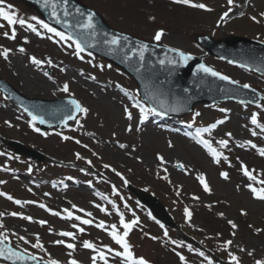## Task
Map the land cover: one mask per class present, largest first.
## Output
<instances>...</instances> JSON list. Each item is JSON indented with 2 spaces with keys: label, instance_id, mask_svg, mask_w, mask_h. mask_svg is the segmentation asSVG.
I'll return each mask as SVG.
<instances>
[{
  "label": "rangeland",
  "instance_id": "obj_1",
  "mask_svg": "<svg viewBox=\"0 0 264 264\" xmlns=\"http://www.w3.org/2000/svg\"><path fill=\"white\" fill-rule=\"evenodd\" d=\"M84 1L106 15L107 19L112 24L114 23V26H121L125 30L146 40H153L152 32H136L131 25L123 24L124 21L119 20V18H114L115 20H113L111 16V13L114 11L113 8L119 13H123L125 7L135 9L138 5L135 0H121L119 4L115 5L114 3H108V0ZM208 1L215 8L220 7L219 3L221 0ZM255 1L248 0V3L254 5ZM7 4L13 5L9 1H6L5 8ZM140 4H146V0H140ZM234 6H237V11L245 10V0H235ZM167 7L179 8L181 6L169 3ZM262 8H264V0H260V9ZM21 9V7L17 9L16 5H13L12 10L19 11ZM214 10L216 14H212L211 12L206 14L209 19L208 26L200 24L194 17H191L187 22H183L184 26L187 27L186 30L178 28L180 32L165 33L164 42L195 54L205 53L196 43L195 39L199 33L206 32L211 35L216 33L215 19L221 8ZM18 11L16 14L20 13L24 16L21 18L26 19L28 22L30 21V16ZM154 14L155 7H152L150 9L138 10L130 14L129 17L140 22L146 21L148 17ZM153 17L155 19H152V24L147 27L149 30L158 23L161 25H166L168 22L172 23L168 17L160 14H156ZM252 17L251 15L247 16L250 20H252ZM0 25H3L0 27V52L5 48L11 50L7 59L0 55L1 75L12 82L18 89L24 91L26 95L49 99L69 95V92L61 91L62 84L69 83L72 90H74L72 93H75L81 99L83 107L88 108L90 105L93 108L91 113H84L85 116L82 113L83 115L80 118L82 123L79 126L71 124L69 129L62 128L60 132L47 129L45 137L39 134H35V136L30 134L33 137H30V140L32 143L36 141L41 151L51 158L73 161L75 164L86 165L89 161L98 158L102 163H113L117 169L121 167L129 168L128 172L135 171L136 173L134 178L138 187H146L147 184L152 185L155 182L153 177L150 176V172H159V168L163 167L158 156L165 157L172 164L173 168L171 171L174 175L172 174L167 178L164 185L159 183L162 187H171L172 191L194 188L195 178L193 176L206 172L211 183V191L204 194L203 197L196 199V203H209V212L201 209L195 221L180 217L179 220H181L182 225H185V228L188 227L190 232L203 237L205 245L226 258H228L227 255L229 256V253L235 254L240 258V263L242 264H255L256 260L264 259V200L255 199L247 187L249 184H253L258 188L264 187V185L259 183L260 180H264V156L259 154V149L264 148V136L251 127L250 117L256 111L254 106L235 102H222L212 107L209 113V116L212 118L211 120L221 116L229 118L228 122L223 127H220L219 131L212 137V142L216 145L218 151L222 153L220 163H216L212 155L206 151L199 150V147L196 145L187 144L185 141L180 140L175 141V146L170 147L168 140L171 137L166 136L164 132L152 127L144 126L140 128L133 122V117L129 120L125 113V107L130 111L134 110L129 101L120 92L121 89H127L129 82L123 79L120 73L113 69L114 67H110L112 70H109V67L102 63L103 70L100 73H87L83 66L78 68L74 62L68 61L63 63L60 57L51 53L55 46L50 42H45L41 36L28 30L26 26L16 24L14 26L16 37L15 39H11L9 37L11 36V28L13 26H9L2 18H0ZM232 27L235 28H228L226 26V29L232 32L239 30L240 33L248 36L264 35V32L259 31L253 23L248 25L236 23ZM4 32H8L9 36L6 37ZM21 47L24 48L23 52L19 51ZM33 56L40 59L43 63L40 65L33 64L30 60V57ZM204 59L208 64L229 74L232 78L242 83L253 85L264 92V79L258 74L225 63L207 54ZM12 60L15 63L10 65L9 63ZM49 60H51V64L48 63ZM119 79H123L124 88L120 85ZM48 90L53 91V94L48 96L46 93ZM75 90H78L81 95L76 93ZM205 110L207 108H204V115ZM258 111L262 113L260 123L264 125V105ZM26 120L27 115L14 103L2 98L0 94V123L6 125L18 137L20 136L18 134L19 130L29 131ZM129 125H131V131L128 130ZM253 131L257 134L253 135ZM229 133H231V136L228 135ZM64 136L70 137V139L65 140ZM220 140H228L227 147L221 146L218 143ZM247 141H252L257 147L253 148ZM121 144L126 147L121 148ZM5 147L7 148L6 144L0 141V163H7L6 160L13 157L10 156ZM77 153L80 158H77ZM224 157H227V159H224ZM20 159L23 163L26 162L28 164L24 168L23 166L20 167L25 172V175L21 178V182L26 188L31 186V179L41 181L42 176H46L47 173L43 168V164L29 161L25 158ZM178 162L185 163L190 169V173H179L176 170ZM227 165L229 167H226ZM242 165L247 166L249 171L256 177L255 180L249 179L244 174ZM29 169L31 170L29 171ZM225 171L229 174L228 179L220 177V173ZM113 174L116 178L115 171ZM54 190L53 195L50 194V196L38 193L34 194V196L37 201H40L41 197L48 198L46 202L49 205L55 206L60 212L57 216H50L42 210L36 209L37 204L35 201L31 202L32 207L29 208V205H25L30 202L25 200L18 207L17 205L11 207L15 208L13 210L19 214L18 217H14L10 215V211L6 210L7 204L0 200V213H2L0 215V225H2L0 232L8 236V240L21 249L34 250L42 256H47L65 264L69 263L68 258L79 261V264H92L93 253L88 249L86 250L82 242L85 240L94 241L88 234L92 231V228H97L98 230L96 223L99 221L94 217L97 214L101 215V212L94 210L97 208L95 204L97 200L96 195L85 197L77 193L73 188L68 191L61 189V186H58L57 189L54 188ZM36 191L39 192L38 190ZM87 191L91 192L90 189ZM167 191L164 193L165 197L166 195L169 196ZM93 192L97 191L93 189L91 194ZM59 201H62L63 204ZM220 202L223 204L219 205ZM73 205H76V207L73 208ZM239 207L254 208L256 211L260 207L262 212L261 217L256 215L252 218L251 223L254 226L249 225L245 221L246 225L240 227V232L237 229H230L231 225L228 223L229 220L233 221L234 216H237L235 215L236 213L232 212V209L238 210ZM65 209H68L72 213L75 211L76 213H73L72 218H67ZM80 209H84V211L81 212ZM89 212L92 213L91 216L87 215ZM220 213H223V215L221 216ZM132 214L139 218L144 216L146 220H151L143 211H135ZM29 216L32 217L31 220L24 218ZM76 216L86 217L92 220L93 223L85 225L82 223V220H76ZM41 220L46 221V223L40 224L39 221ZM209 222L214 223L218 231L216 229H209ZM74 224L78 225V227H72ZM143 224H145L144 221ZM200 226L201 228L205 227L210 232L205 230V233H201L199 230ZM80 227L84 228V232L78 230ZM256 229H260L261 231L257 232ZM157 230H160V228ZM64 231L73 232L75 234L74 238L61 236L60 233ZM233 232H235V235H233ZM80 234H83V236H80ZM94 236L96 237V234ZM19 237H25L28 243L20 240ZM37 237L43 245L42 248L32 247V244L36 243ZM56 240H64L65 243L71 242L75 244V250L67 249L63 244H55L54 241ZM228 240H231L233 243L230 246H225V241ZM151 245H153L151 242L142 243L140 250L158 264H208V259L205 257L210 258L208 255H205V257L195 256L192 254V249L187 247L188 245H184L182 253L179 252L177 246L174 247L173 252L165 248L160 251V248H157L155 251H160L159 254L163 256L161 261H157L158 255L146 250V247L152 250ZM241 249H244V251H241ZM249 252L252 255H249ZM178 253L185 257L184 261H181ZM210 259L212 264H218L215 259Z\"/></svg>",
  "mask_w": 264,
  "mask_h": 264
},
{
  "label": "snow or ice",
  "instance_id": "obj_2",
  "mask_svg": "<svg viewBox=\"0 0 264 264\" xmlns=\"http://www.w3.org/2000/svg\"><path fill=\"white\" fill-rule=\"evenodd\" d=\"M5 2H6V0H0V18H2L4 21H6L9 26H13L11 28V36L9 38L15 39V37H16V29H15L14 26L16 24H19L21 26H26L28 30L36 33V35H38V36L42 35V33L39 31V29L42 28V29L46 30L48 33L54 34L55 37H58L59 40L57 41V43H59L60 41H64V42L72 41L73 44H74V47H75V53H74L75 55L79 56V54L85 50L84 47H83L82 41L80 39H78V38H75L71 33L65 32V31H60L57 28L53 27L51 24L47 23L45 20L40 19V18H38L36 16H32L31 17V21H34L35 23H30L26 19L19 18L18 15L16 14V12L12 10L13 9V5L7 4V7L5 8L4 7ZM49 3H51V6H52L51 15L56 19L57 23H60L61 22L60 14L57 12L56 0H44L45 7H48ZM63 3H64V5H67L68 0H63ZM173 3L182 4V5H190L191 7L198 8V9H205L207 11H211L212 10V9L208 8V6L206 4H204V3H195L194 0H173ZM228 3H229V5H233L234 0H228ZM229 10H231V9H229ZM76 11H77V13H80V9L77 8ZM63 15L64 16L70 15V13L67 11L66 7L64 9ZM80 15L83 16L84 14L80 13ZM95 15L96 14L94 12H88L87 16H86V21L84 23H81L78 20L76 22V27L81 28V29L93 30V34H95V28H96V25L94 23ZM241 15H243V13H241ZM227 16H228V12H225L223 14V17H227ZM260 16L264 17V12L260 13ZM223 17H222V19H223ZM150 19L154 20L155 18L154 17H150ZM251 19L253 21L257 20V18L255 16H253ZM63 22H64L66 27H72V25L69 23V21L64 20ZM2 26L3 25H0V27H2ZM164 34H165L164 33V29L161 28V29H159V30H157L155 32L153 38H154L155 41L159 42L162 39V37L164 36ZM4 35L7 37V36H9V33L8 32H4ZM49 38H52V37H49ZM122 39L124 41H127L128 37H126V36L121 37L119 35L113 34L111 36V39L106 40L105 43L119 48V47H122V44H121ZM71 46L72 45L70 44L69 47H71ZM148 48H149V45L146 44V43H143V44L140 45L139 49L133 50V54L135 55L136 52H138L139 59H140L141 62H143L144 53L148 50ZM10 51H11L10 49L5 48V49H3L2 52H0V55H2L5 59H7ZM19 51L23 52L24 48L21 47L19 49ZM170 51L177 53L179 58H180V60L183 61L184 63H187V61L192 59L191 54L185 53V52H183V51H181L179 49L173 48ZM89 55H91V53H89ZM80 58L83 59L82 56ZM31 61H32L33 64H36V65H40V64L43 63L41 60L37 59L34 56L31 57ZM48 63L51 64V60H49ZM159 63L161 65H163V64H165V60L161 59L159 61ZM169 63H176V61H169ZM100 67L103 68V65H101ZM108 67L110 68L111 65H108ZM141 67H143V63H141ZM197 67H198L199 70H201V71H203L205 73H209V74H211L214 77H219L221 80L230 81L233 84L238 83V81L231 80V78L229 76L223 75L220 72L215 71L213 68L205 66L204 64H199ZM137 70L139 71V69H137ZM243 87L244 88H249L250 85L245 84V85H243ZM62 91H64V92H68L69 91V85L67 83L64 84V86L62 88ZM130 99H133V98L130 97ZM70 104L74 106V109H75L76 112H83L85 114L88 112V109L85 108V107H82L78 100L72 99L70 101ZM134 107L139 109L141 123L148 119V115L149 114H155L157 116H166L168 114V112L163 110L162 108L158 109L156 107H150L146 103H142L140 101H136L135 104H134ZM170 110L171 111H178V109H176V108H171ZM25 111L28 112V114L31 117V120L29 122L31 124V126L34 127L35 131L40 132V128L35 127V123L34 122L39 120L40 123H44L45 120H44L43 116L36 115L33 112L29 111L28 109H25ZM222 111H224V110L222 109ZM125 113H126L128 119L131 120L132 119V112L127 107H125ZM195 115L199 116L200 113L197 112V113H195ZM67 119H74V117L69 115L67 117ZM223 122H224L223 120H220V121H217L216 123L210 125L208 128L197 129V135L199 136L200 132H202V131L203 132H208V131H210V129L215 128L217 126V124H222ZM251 122H252L253 125H256L258 123L257 114L254 113L252 115ZM260 128H261V130H264V125H260ZM128 130L129 131L132 130L131 129V125H129ZM252 134L256 135L257 133L255 131H253ZM228 135L231 136V133H229ZM63 138L65 140L70 139V137H67V136H64ZM197 142L203 144L208 149V151L211 153V155L215 159L216 163H220V158L222 156V153L217 151L215 148H213L211 146L210 141L201 138ZM77 143H79V141H77ZM218 143L221 146L227 147L229 141L228 140H220ZM247 143L249 145H251L253 148L257 147L255 144L252 143V141H247ZM169 146L170 147L172 146L170 141H169ZM241 146H243V145H241ZM85 147H87V146L85 145ZM120 147L124 148L126 146L121 144ZM259 154L261 156H264V148H260L259 149ZM77 158H80L78 153H77ZM158 159L161 161V163L165 162L163 156H158ZM224 159H227V157H224ZM88 163H91V161H89ZM177 166L179 168H181V169L184 168L183 164H178ZM104 167L107 168V167H109V165H104ZM30 170L31 169H29V171ZM242 170H243L244 174L249 177V179H251V180H255L256 179V177L253 175V173L251 171H249L247 166H243L242 165ZM113 171H115V169H113ZM117 175H120V174L117 173ZM220 175L224 179H228L229 178V174L226 171L225 172H221ZM198 179H199L200 183L203 185L204 190L210 192L211 189L209 188L208 183L206 182L205 176L201 174V175L198 176ZM0 183H4V182L0 181ZM125 183H127V181H125ZM259 183L261 185H264V180H260ZM247 187L252 192L254 198H257V199H260V200H264V187H259L258 188L256 186H254L253 184H249V185H247ZM114 191H115V188H114ZM0 195H6V194L5 193H0ZM8 199L11 200L12 197L8 196ZM15 203L16 204H21L22 201L16 200ZM40 206L41 207H45L44 205H40ZM72 207L75 208L76 205H73ZM96 207L97 208H101V206L98 205V204L96 205ZM101 210L107 212L106 208H101ZM64 211L67 213V218H72L73 213L71 211H69L68 209H65ZM80 211L83 212L84 209H80ZM242 214L246 215V213L243 212V210H242ZM0 215H2V213H0ZM11 215L12 216H16L18 214L13 212V213H11ZM56 215H59V213H56ZM87 215L91 216L92 213L89 212V213H87ZM185 215H186L187 218H189V219L191 218L192 213H191V211L188 208H185ZM220 215L222 216L223 213H220ZM24 218L28 219V220L32 219V217H30V216L29 217H24ZM75 219L76 220H81L82 218L80 216H76ZM39 223L43 225V224L46 223V221L41 220V221H39ZM82 223L85 224V225H88V224H92L93 221L90 220V219H83ZM137 223H138V219H133V220H131L129 222H126L125 219H124L123 213H120V224L123 227V232L121 233L117 229V226L115 224H113V225L110 226L111 230L109 231V235L112 237V239L115 241V243L117 245L121 246L122 251L116 250V249H112V248L108 247L107 245H105L104 248H107L108 252H112L116 256L124 257L125 261H126V264H149V261L146 260L144 257L136 258L134 256L133 251H132V245L128 242V239H127V237L129 236V232L132 230V228L134 226L137 225ZM228 223L231 225V227L233 229H236L238 227L236 225V223L233 222L232 220H229ZM0 227H2V225H0ZM72 227L77 228L78 225L74 224ZM96 227L108 230V228L105 225L104 221H100L96 225ZM161 227H163V225H161ZM78 230L80 232H84V228H82V227H80ZM256 231L259 232L261 230L260 229H256ZM60 235L63 236V237H73V238L75 236V234L73 232H70V231L61 232ZM164 235L165 236L168 235L167 231H165ZM233 235H235V232H233ZM19 239L25 241V243H28V241L26 240L25 237H19ZM152 239H157V238L156 237H152ZM7 240H8V236H6V235H4V233L0 232V245H4V247H0V257H5L6 254H7V258L8 259H12L13 257H15L16 260L23 259V256L20 253L15 251L12 247H9V246L5 245V241H7ZM54 243L55 244H65V241L64 240H56V241H54ZM172 243L175 244V243H177V241L173 240ZM232 243L233 242L231 240L225 241V246H230ZM66 246H67V248L72 249V250H75V247H76V245L73 244V243H67ZM32 247L33 248H42L43 247V245L40 243L38 237H37L36 243L32 244ZM83 247L87 248V249H92L94 252L97 253L96 255H94L92 257V264H96L97 258H99V260L104 261V264H107L106 253L103 250H100V251L97 252V246L95 244H93L90 241L85 240L83 242ZM189 247L191 248V246H189ZM241 251H244V249H241ZM248 254L252 255L251 252H249ZM178 255H180V254L178 253ZM199 255L201 257H205V253L203 251H199ZM229 256H230V259L233 262V264H240V258L238 256H236L235 254H232V253H229ZM29 258L30 259H35V257H29ZM205 258L208 259V264H212V261H211L210 258H207V257H205ZM180 259H181V261H184L185 257L183 255H180ZM48 264H60V261L55 260V259H51L48 262ZM69 264H79V261H77L75 259H72L69 262ZM255 264H264V259L256 260Z\"/></svg>",
  "mask_w": 264,
  "mask_h": 264
},
{
  "label": "water",
  "instance_id": "obj_3",
  "mask_svg": "<svg viewBox=\"0 0 264 264\" xmlns=\"http://www.w3.org/2000/svg\"><path fill=\"white\" fill-rule=\"evenodd\" d=\"M58 0H56V7H60V2H57ZM49 9H52V6H51V4H50V7H49Z\"/></svg>",
  "mask_w": 264,
  "mask_h": 264
},
{
  "label": "bare ground",
  "instance_id": "obj_4",
  "mask_svg": "<svg viewBox=\"0 0 264 264\" xmlns=\"http://www.w3.org/2000/svg\"><path fill=\"white\" fill-rule=\"evenodd\" d=\"M50 91H47V94H49Z\"/></svg>",
  "mask_w": 264,
  "mask_h": 264
}]
</instances>
